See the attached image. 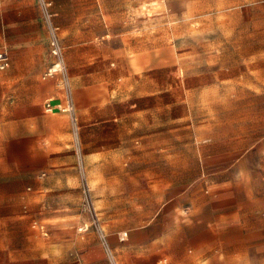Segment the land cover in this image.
Listing matches in <instances>:
<instances>
[{"label": "rangeland", "instance_id": "374dc122", "mask_svg": "<svg viewBox=\"0 0 264 264\" xmlns=\"http://www.w3.org/2000/svg\"><path fill=\"white\" fill-rule=\"evenodd\" d=\"M48 1L2 0L0 43L41 68L27 83L32 109L58 92L75 106L78 125L54 114L68 119L69 144L53 135L15 157L25 175H57L72 191L27 179L19 205L0 207V264H115L110 250L119 264H189L200 168L230 171L236 201L264 196V0ZM48 19L64 75L45 77ZM29 36V52L14 53ZM57 201L69 203L63 218Z\"/></svg>", "mask_w": 264, "mask_h": 264}, {"label": "crops", "instance_id": "0c3cea01", "mask_svg": "<svg viewBox=\"0 0 264 264\" xmlns=\"http://www.w3.org/2000/svg\"><path fill=\"white\" fill-rule=\"evenodd\" d=\"M24 38L27 39L22 38L19 43H13L15 45L14 53L25 54L29 52L30 47L25 45L33 37ZM0 46L6 45L0 43ZM6 48L8 47L6 46ZM8 49L10 65L8 68L0 70V72H6L13 65L12 70L7 74H0V207L9 204V199L14 201V206L19 205L15 201L23 196L28 178L38 186L58 190L59 197L63 198L64 195H69V191H72L67 187L65 178L61 179L57 175H49L45 178H40L36 174L25 175L15 157L21 153L47 147L46 145L53 141V135L62 139L61 135L67 136L69 134L63 139L65 143H68L70 140L69 127L64 128L63 126L67 125L68 119L64 115H54L63 111H48L46 107L47 101L52 98L54 103L62 102L64 105L68 101L64 103L58 92L57 95L48 97L44 101V111L43 109H32L30 85L27 83L37 77L41 68L33 66L31 63H22L20 60L13 61L12 51L10 48ZM23 66L26 67L23 68ZM21 75L25 79L19 86L20 79L17 77ZM110 102L112 103L113 100ZM112 104L107 106L110 110L113 108ZM33 113L41 114L37 118ZM187 113L192 112L187 111ZM55 123H60V125ZM57 126L61 129L59 128L55 132L54 128ZM262 145L264 150V142ZM203 160L202 157V160L199 159L195 162L201 167L207 158ZM206 170L202 174L200 168L201 184L193 187L195 193H198L197 190L200 192L197 206L192 207L190 216L187 217V227L197 231L196 235L187 238V247H194L193 253L187 254V262L189 264H251V262L264 264V196L252 197L249 195L236 201L234 180L230 171L209 173ZM204 174L205 177H202ZM193 179L187 177V181H193ZM204 187L205 191L203 190ZM225 190L233 192V205L236 207L229 211L225 210L223 201L225 197L228 195L232 197V195ZM1 199L4 202H1ZM57 202L60 203V201ZM59 206L61 211L56 214L55 218H63L66 213L63 210L64 206L70 207L66 201L60 203ZM57 223L61 224L59 226L63 229L64 221ZM169 245L170 243L167 246ZM252 246L255 254L249 255L247 251ZM163 250L168 251V247ZM163 262V259L159 258L158 264H164Z\"/></svg>", "mask_w": 264, "mask_h": 264}, {"label": "built area", "instance_id": "2783aa9c", "mask_svg": "<svg viewBox=\"0 0 264 264\" xmlns=\"http://www.w3.org/2000/svg\"><path fill=\"white\" fill-rule=\"evenodd\" d=\"M1 1L2 0H0V2ZM39 4L41 6H44L46 9H48L49 6H51L50 5L51 3L48 0H39ZM48 23H49V29H50L51 38H52V53L55 59L51 63V65L48 67V71L46 72L45 77L64 75L66 73V64H65L64 57H63L62 46L60 44L59 37L56 32L57 28L50 23V19H48ZM9 65H10L9 53L6 47L0 46V70H4L8 68ZM46 107L48 111L60 110L63 112H68L71 115L74 123L78 125V118L75 115L76 109L72 102L68 101V103L64 105L62 102L54 103L53 98H52L47 101ZM89 228H90L89 225H85L84 227L79 228V230L87 231L89 230ZM41 230L44 235H48V232L45 231L44 226H41ZM102 237H105V235H103ZM110 254H111V250H110Z\"/></svg>", "mask_w": 264, "mask_h": 264}, {"label": "bare ground", "instance_id": "6f19581e", "mask_svg": "<svg viewBox=\"0 0 264 264\" xmlns=\"http://www.w3.org/2000/svg\"><path fill=\"white\" fill-rule=\"evenodd\" d=\"M125 234V233H124ZM123 239H126V238H123ZM111 255H112V258L115 260V264H119V262H117L116 258H115V255H114V252L113 250H111Z\"/></svg>", "mask_w": 264, "mask_h": 264}]
</instances>
